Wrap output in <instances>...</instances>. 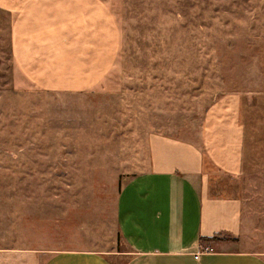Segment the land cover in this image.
<instances>
[{
  "label": "rangeland",
  "instance_id": "1",
  "mask_svg": "<svg viewBox=\"0 0 264 264\" xmlns=\"http://www.w3.org/2000/svg\"><path fill=\"white\" fill-rule=\"evenodd\" d=\"M124 9L120 93L18 89L0 10V249L35 248L44 264L55 250L119 248L117 200L149 170L150 134L200 147L212 191L244 184L213 167L201 133L218 100L264 97V0H124ZM260 182L247 194L264 249Z\"/></svg>",
  "mask_w": 264,
  "mask_h": 264
},
{
  "label": "crops",
  "instance_id": "2",
  "mask_svg": "<svg viewBox=\"0 0 264 264\" xmlns=\"http://www.w3.org/2000/svg\"><path fill=\"white\" fill-rule=\"evenodd\" d=\"M0 10L10 16L18 89L122 92L124 0H0ZM253 95L218 100L201 133L213 167L243 185L212 191L200 147L150 134L149 170L130 177L117 200L120 247L55 250L44 264H264L247 194L264 175V97ZM40 256L5 247L0 264Z\"/></svg>",
  "mask_w": 264,
  "mask_h": 264
},
{
  "label": "built area",
  "instance_id": "3",
  "mask_svg": "<svg viewBox=\"0 0 264 264\" xmlns=\"http://www.w3.org/2000/svg\"><path fill=\"white\" fill-rule=\"evenodd\" d=\"M213 250H214V249H212V248H211V249H209V251H213ZM205 252H206V251H205ZM207 252H208V251H207Z\"/></svg>",
  "mask_w": 264,
  "mask_h": 264
}]
</instances>
